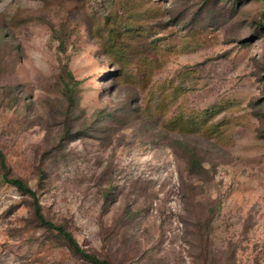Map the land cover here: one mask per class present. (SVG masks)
Here are the masks:
<instances>
[{
    "label": "rangeland",
    "instance_id": "rangeland-1",
    "mask_svg": "<svg viewBox=\"0 0 264 264\" xmlns=\"http://www.w3.org/2000/svg\"><path fill=\"white\" fill-rule=\"evenodd\" d=\"M263 12L257 0H0L11 176L111 264H264ZM31 203L0 169V264H90Z\"/></svg>",
    "mask_w": 264,
    "mask_h": 264
},
{
    "label": "trees",
    "instance_id": "trees-1",
    "mask_svg": "<svg viewBox=\"0 0 264 264\" xmlns=\"http://www.w3.org/2000/svg\"><path fill=\"white\" fill-rule=\"evenodd\" d=\"M264 3V0H257ZM264 19V12H263ZM192 127L196 131H203V133L210 135L216 132V126H208L207 120L198 121L196 119L192 120ZM185 123H183L184 125ZM185 126V125H184ZM186 127V126H185ZM0 169L2 171L3 179L5 182L14 186L19 192L23 195H27L31 198L32 211L35 217V220L45 229L50 231L55 235L66 247L67 249L75 256L80 259L90 263V264H111L109 261L101 259L95 254L90 253L81 247L74 235L62 224H56L53 221L46 218L43 213L41 202L37 196V192L33 190L27 183L22 179L12 177L11 170L7 164L6 156L4 152L0 149ZM42 175L44 172L42 171Z\"/></svg>",
    "mask_w": 264,
    "mask_h": 264
}]
</instances>
